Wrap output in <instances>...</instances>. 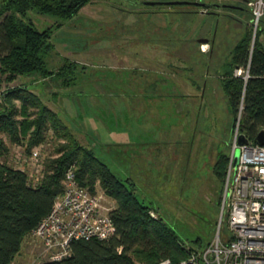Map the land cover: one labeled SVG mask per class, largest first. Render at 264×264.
I'll list each match as a JSON object with an SVG mask.
<instances>
[{
  "label": "rangeland",
  "instance_id": "1",
  "mask_svg": "<svg viewBox=\"0 0 264 264\" xmlns=\"http://www.w3.org/2000/svg\"><path fill=\"white\" fill-rule=\"evenodd\" d=\"M5 1L0 0V9ZM151 1L160 3L174 0H92L84 5L77 15L66 20L35 9L30 10L25 16L18 14L20 20L31 21L40 30L52 29L50 39L52 48L45 54V59L48 68L55 73L48 77L40 74L18 76L13 81L6 80L5 76L0 74V85L6 91L18 85L29 86L46 105L58 112L76 136H79L78 130L74 127L79 121L78 110L72 107L75 106L72 104L69 107L73 110L69 111L67 104L74 103L78 98V91L83 89L82 82L78 81L86 77L84 73L97 70L100 76L108 73L117 79L123 78L124 73H131L128 65L132 63V58L135 59L136 56L147 51L154 55L155 59L159 54V62L161 59L164 61L154 67L158 68L164 77L162 80H157L155 77L154 82L165 88V92L175 85L190 91V85L195 83L199 84L202 92V87L205 86V90L198 96V99L203 97L205 100L202 109H199L198 100H192L190 103L189 98L179 104L182 120L177 118L170 122L166 129L168 130L166 133L170 132L174 141L170 144L164 143L162 148L159 147L158 152L152 151L153 156H150V151L145 152L143 154L145 158L137 163L134 162L133 165L135 174L133 176L139 179V185L135 184V193L142 203L151 207V215L173 229L187 248L199 247L202 244L199 248L203 249L216 237L220 227L223 236L230 235L227 224L228 205L223 209L221 201L224 179L216 176L214 166L221 152L231 154L236 126H233L234 114L230 111L220 84L221 77L213 76L215 62L219 59L223 62L228 60L233 47L245 31L247 17L250 18L248 28H252L251 45L255 43L257 30L252 21V8L249 4H245V0H192L221 4L220 16H209L203 24L205 26L212 23L218 34L222 32L225 34V39L218 35L219 39L214 43L213 52L201 55L199 52H194L199 48L195 39L191 42L184 41V38L192 37L196 32L192 29L196 26V16L171 11L170 6L173 5L162 6L158 3L151 4ZM224 4L236 7L228 12ZM244 4L248 12H237ZM176 8L200 9L194 4L176 6ZM217 8L215 5L208 9ZM229 14L233 18L240 19L242 21L240 25L237 22L234 24ZM262 17L263 31L260 40L264 42V14ZM203 24L199 27L201 32L205 30ZM202 35L199 33L195 38ZM142 40H149V43H142ZM209 45L204 44V47L209 50L211 49ZM200 47L202 48V45ZM65 59L77 64V71L71 76L73 82L68 85L65 84L63 77L56 75L57 69L65 63ZM209 59L213 64L212 76L199 78L198 73H202V70H199ZM194 60L202 66L198 67L197 64L193 70L189 67L194 65L192 63ZM134 62L138 61L134 60ZM150 87L154 88L155 85L150 84ZM148 92L144 94L145 97L151 96L150 92L154 91L151 89ZM106 94L108 95V92ZM157 96H164L167 99L163 108L170 109V112L173 108V111L176 110L177 105L170 108L167 104L169 98L167 94H155V97ZM16 103L19 104V101ZM154 106L155 103L152 104L148 100L141 116L144 121L152 117L149 111ZM184 109H187V112H183ZM139 115L138 111H134L133 119L138 118ZM169 117L172 118L171 115ZM159 129H162L160 125H148L144 133L148 132L152 135L159 132ZM177 134H180L178 136L180 141H177ZM4 137L9 151L2 159L9 165L27 171L34 182L42 177L41 165L44 168L46 157L53 154L58 141H62L58 140L50 129L47 131L46 140L34 147L32 153H28L26 141L24 144H13L6 135ZM81 142L89 146L87 141L81 139ZM155 144L154 142L153 145ZM34 150L40 151L39 158L34 156ZM239 153L238 146L235 159ZM96 154L108 165H112L111 159L103 154L101 149L96 150ZM148 155L149 159H147ZM145 160L148 162L146 163ZM129 166L131 167V163ZM112 168L114 171L119 169L115 164ZM126 176L123 175L124 178ZM97 191L106 197L102 202L103 205L116 206L117 201L108 197L103 189L98 187ZM44 248L43 242L32 234L28 235L12 264H37L50 259L49 255L42 253Z\"/></svg>",
  "mask_w": 264,
  "mask_h": 264
},
{
  "label": "trees",
  "instance_id": "2",
  "mask_svg": "<svg viewBox=\"0 0 264 264\" xmlns=\"http://www.w3.org/2000/svg\"><path fill=\"white\" fill-rule=\"evenodd\" d=\"M91 1L3 2L0 9V74L6 80L13 81L18 76L40 74L48 77L55 73L48 68L45 59V54L52 48V29L40 30L33 22L20 20L18 14L25 16L35 9L66 20L77 15ZM245 1L248 4V0ZM158 4L167 5L165 2ZM188 4L193 5L192 2L180 3L170 6V10L192 15L194 9L176 8ZM245 4L237 12H248ZM215 5L213 2L206 4L208 8ZM226 8L230 12L235 9ZM229 17L234 24L242 22L230 14ZM247 19L245 31L233 47L230 57L226 62L217 60L215 67L217 72L222 73L220 84L230 111L234 114L233 126L237 125L240 106L243 104L240 134L246 140L258 143L257 136L264 128V42L260 40L263 17L257 27L254 45H251L252 28H248L250 18ZM219 65H222L221 70ZM239 67L248 71L247 78L244 74L235 73ZM57 70L56 75L63 77L68 85L73 82L71 76L76 73L77 64L66 60ZM50 129L62 141H58L54 153L46 157L42 177L37 182L24 169L9 165L2 159L9 151L5 135L13 144H24L26 141V151L32 153L34 147L46 140ZM229 160L230 153L219 154L214 166L219 179L225 178ZM74 163L81 185L91 192H97L100 187L108 197L117 201L110 210L115 234L107 239H75L71 242V255L37 264H156L163 258L179 261L191 249H202L199 248L202 244L188 248L183 245L177 233L155 219L150 213L151 207L138 199L132 179L121 178L116 174L96 154L95 148L80 141L58 112L46 105L29 86L18 85L8 88L5 103L0 106V264H12L25 238L53 209L57 197L65 192L66 171Z\"/></svg>",
  "mask_w": 264,
  "mask_h": 264
},
{
  "label": "built area",
  "instance_id": "3",
  "mask_svg": "<svg viewBox=\"0 0 264 264\" xmlns=\"http://www.w3.org/2000/svg\"><path fill=\"white\" fill-rule=\"evenodd\" d=\"M257 30L264 14V0H249ZM202 48L205 50L204 44ZM237 75L249 76L239 67ZM6 89L0 85V106L6 98ZM240 106L233 136V150L226 170L222 190V205H228L227 224L230 235L223 236L221 227L216 237L203 249H191L179 261L163 258L156 264H264V145L240 141ZM239 146V160L235 153ZM33 154L39 158L40 151ZM41 172L43 165H41ZM105 195L91 192L81 185L76 175V165L66 171L65 192L58 196L53 209L32 231L44 243L42 251L51 260H61L71 255V242L79 238L107 239L115 234L110 210L103 205Z\"/></svg>",
  "mask_w": 264,
  "mask_h": 264
},
{
  "label": "crops",
  "instance_id": "4",
  "mask_svg": "<svg viewBox=\"0 0 264 264\" xmlns=\"http://www.w3.org/2000/svg\"><path fill=\"white\" fill-rule=\"evenodd\" d=\"M197 7L200 9H194L195 12L192 13L196 16V26L192 28L195 29L196 32L192 34V37L184 38V41L195 39L196 46L199 47V54L208 55L213 52L212 47L214 46L216 39H219L218 35H220V38L224 37L223 39H225V34H223V32L218 34V30L214 29L212 23L208 25L205 24V26L203 23L209 16H220L221 8L219 7H221V5L217 6L218 8L215 10H209L206 5ZM202 24L205 30L203 29L201 32L199 27ZM225 27H227L226 24ZM199 33L203 35L196 39L195 36ZM142 43L147 44L149 43V40H142ZM202 44H210L209 46L211 49L204 50L200 47ZM132 59V63L128 65L131 73H124L123 78L120 79H117L108 73L100 76L97 70H93L90 73H84L86 77L78 81L82 82L83 89L78 91V98L74 103L68 102L67 109L69 111L70 109L73 110L69 106L75 104V106L72 105V107H75V109L78 110L77 118L79 121L74 127L78 130L77 134L79 135L78 138L80 141L81 139L87 141L90 146L95 148V150L101 149V152L111 159L112 165L115 164L118 166L119 169L114 171L112 165H109L116 174L121 178H124L123 175L126 174V178L132 179L136 185H139V179H137L136 176H133L135 175L133 170L134 162L137 163L140 159H144L145 157L143 154L145 152L148 153L150 151L151 156L152 151L157 150L158 152L160 150L159 147L162 148L164 143L170 144L174 141L171 139L170 132L166 133V131H168L166 129L169 127L168 125L170 122L177 120V118L182 120V113L179 106L182 100L189 98L190 103L192 100H198L199 109H202L205 100L203 97H199L198 99L201 90L197 83H195V85H190V91L187 88H181L179 85H175L165 92V88L156 85L154 82L155 77H157V80H162L164 77L162 72L158 71V68H154L158 63H164L161 58L159 62V54L156 55L155 59L154 55L145 51V54L142 53L141 55L136 56L135 59ZM134 60L138 62H134ZM192 60L193 59H191V61ZM219 61L222 62L223 60L219 59ZM192 63L194 65L190 66V69L193 68L194 70V67H196L197 64L198 67L200 66L199 62H196L195 60ZM203 66L204 71L200 69L199 71L202 70V73H198V77H211V70L213 68L211 59L206 60ZM221 67L222 65L218 66L220 70ZM217 70L218 69L215 68L213 76L219 78L222 76V73L217 72ZM133 79L136 81H133ZM98 84L100 85L99 87ZM150 84L151 86L155 85L156 90L155 87L151 88ZM150 88L154 92H150L151 96L147 95L145 97L144 94H148V90H151ZM204 90L205 86L202 87V92ZM107 92L108 95L106 94ZM155 94H167L169 97L167 104L170 108L177 105L176 110L173 111V108L170 112V109L163 108L164 102L166 103L167 99L164 96L155 97ZM130 95L132 97H130ZM148 100L152 104L155 103V106L149 111L152 113V117L149 120L145 119L148 121H144L141 116L142 112L146 109ZM122 101L124 102L121 103ZM193 103L195 104V102ZM134 111L140 113L136 119H133ZM183 112H187V109H184ZM169 115H171L172 118L169 117ZM173 117L175 118L173 119ZM148 125H160L162 129H159V132H155L152 135H149L148 132L145 134L144 129L147 128ZM178 136H180V134H177L176 137ZM177 141H180L179 137L177 138ZM154 142L156 143L155 146L153 145ZM151 146L153 148H151ZM149 158L148 155L147 159ZM147 162L148 161H146V163ZM129 163H131V167L129 166Z\"/></svg>",
  "mask_w": 264,
  "mask_h": 264
},
{
  "label": "water",
  "instance_id": "5",
  "mask_svg": "<svg viewBox=\"0 0 264 264\" xmlns=\"http://www.w3.org/2000/svg\"><path fill=\"white\" fill-rule=\"evenodd\" d=\"M249 1V0H248ZM187 2H192L194 5L197 6H205L206 2H202V1H189V0H174V1H167L165 2L168 5H175V4H180V3H187ZM151 4H156L158 3V1H151ZM162 3V2H160ZM217 6H220L221 4L217 3ZM224 6H229V7H236V6H230V4H224ZM257 141L259 144L264 145V128L260 130L258 136H257ZM241 144L243 143H249L250 141L246 140L245 137L243 135H240V141ZM239 160V154L236 157V163H238Z\"/></svg>",
  "mask_w": 264,
  "mask_h": 264
}]
</instances>
